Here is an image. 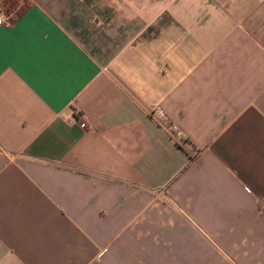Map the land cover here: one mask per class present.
I'll return each mask as SVG.
<instances>
[{"label":"crops","instance_id":"crops-1","mask_svg":"<svg viewBox=\"0 0 264 264\" xmlns=\"http://www.w3.org/2000/svg\"><path fill=\"white\" fill-rule=\"evenodd\" d=\"M0 9V264H264V0Z\"/></svg>","mask_w":264,"mask_h":264},{"label":"built area","instance_id":"built-area-1","mask_svg":"<svg viewBox=\"0 0 264 264\" xmlns=\"http://www.w3.org/2000/svg\"><path fill=\"white\" fill-rule=\"evenodd\" d=\"M4 23H6V17L0 9V25H3ZM149 114L159 124L165 126L168 125L166 112L161 107H151L149 109ZM167 129L168 131L170 130V133L178 140L179 143L183 145L186 143V137L182 134V131H180L178 128L170 127L168 125Z\"/></svg>","mask_w":264,"mask_h":264}]
</instances>
